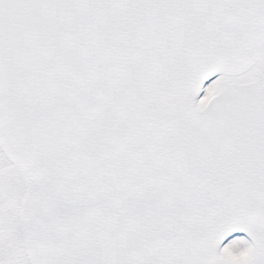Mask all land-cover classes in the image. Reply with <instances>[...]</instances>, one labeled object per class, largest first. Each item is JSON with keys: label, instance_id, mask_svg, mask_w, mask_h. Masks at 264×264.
<instances>
[{"label": "snow or ice", "instance_id": "6c2138e0", "mask_svg": "<svg viewBox=\"0 0 264 264\" xmlns=\"http://www.w3.org/2000/svg\"><path fill=\"white\" fill-rule=\"evenodd\" d=\"M0 264H264V0H0Z\"/></svg>", "mask_w": 264, "mask_h": 264}]
</instances>
